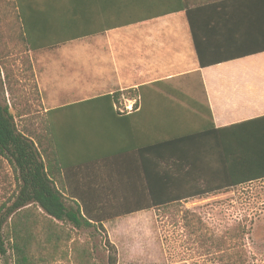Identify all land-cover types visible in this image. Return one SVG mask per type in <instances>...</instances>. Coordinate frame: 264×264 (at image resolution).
I'll list each match as a JSON object with an SVG mask.
<instances>
[{"label": "crops", "instance_id": "0c3cea01", "mask_svg": "<svg viewBox=\"0 0 264 264\" xmlns=\"http://www.w3.org/2000/svg\"><path fill=\"white\" fill-rule=\"evenodd\" d=\"M10 1L30 35L58 40L30 51L57 58L54 91L38 78L42 110L58 127L65 185L95 203L141 192L136 150L159 133L264 127V0L198 4L190 20L181 0ZM192 29L202 58L220 62L199 66Z\"/></svg>", "mask_w": 264, "mask_h": 264}, {"label": "trees", "instance_id": "16d2710c", "mask_svg": "<svg viewBox=\"0 0 264 264\" xmlns=\"http://www.w3.org/2000/svg\"><path fill=\"white\" fill-rule=\"evenodd\" d=\"M217 0H181V8ZM16 29L11 42L20 41L31 75L29 51L58 46V40L43 41L27 29L23 7L14 1ZM190 20V19H189ZM191 22V21H190ZM3 34V33H2ZM199 66L220 61L203 59L195 33ZM5 35H0V39ZM75 37H67L72 39ZM2 51L0 49V57ZM7 76V73H6ZM178 91H176L177 93ZM119 92L113 94L117 101ZM109 98L108 95L98 97ZM90 100V99H89ZM43 130L25 133L14 121L7 103L0 102V157L12 167L15 193L9 205H0V254L11 251L13 264H51L69 255L74 264H96L88 243L74 231L93 227L105 232L104 222L140 210L167 207L189 198L226 191L264 179V127H221L212 131H164L144 141L136 150L141 192L114 204L105 197L101 204L65 185L64 167L58 153V127L44 113ZM126 208V209H123ZM194 221V219H192ZM107 264H117L115 245L104 236ZM241 246L227 244L220 250L221 264H244Z\"/></svg>", "mask_w": 264, "mask_h": 264}, {"label": "rangeland", "instance_id": "374dc122", "mask_svg": "<svg viewBox=\"0 0 264 264\" xmlns=\"http://www.w3.org/2000/svg\"><path fill=\"white\" fill-rule=\"evenodd\" d=\"M14 16L11 1L0 0V35H5V39H0V102L8 104L19 129L37 132L43 130L45 116L38 78L43 94L54 91L57 58L53 50L29 51L32 76L22 44L10 43L8 38L9 30L13 32L17 27L12 24ZM70 54L67 52L66 56L69 58ZM62 59L58 55V60ZM80 71L85 79L88 70ZM96 86L83 90L82 94L104 90ZM14 193L12 167L0 157V205H9ZM103 225L104 233L93 227L73 230L80 242L88 243L96 264H107L105 235L116 247L117 264H221L220 250L228 243L235 248L241 246L244 264H264V179L167 207L119 216ZM0 264H13L9 249L5 255L0 254ZM51 264L74 263L69 255Z\"/></svg>", "mask_w": 264, "mask_h": 264}, {"label": "built area", "instance_id": "2783aa9c", "mask_svg": "<svg viewBox=\"0 0 264 264\" xmlns=\"http://www.w3.org/2000/svg\"><path fill=\"white\" fill-rule=\"evenodd\" d=\"M120 110H121V111H123L124 109H123V110H122V109H120ZM125 110H127V109H126V107H125Z\"/></svg>", "mask_w": 264, "mask_h": 264}]
</instances>
